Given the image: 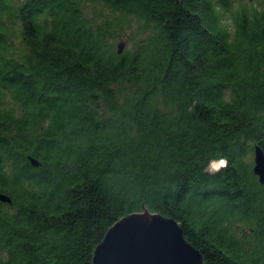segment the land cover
<instances>
[{
  "label": "trees",
  "instance_id": "obj_1",
  "mask_svg": "<svg viewBox=\"0 0 264 264\" xmlns=\"http://www.w3.org/2000/svg\"><path fill=\"white\" fill-rule=\"evenodd\" d=\"M255 143L264 0H0V264H93L145 208L204 264H264Z\"/></svg>",
  "mask_w": 264,
  "mask_h": 264
},
{
  "label": "water",
  "instance_id": "obj_2",
  "mask_svg": "<svg viewBox=\"0 0 264 264\" xmlns=\"http://www.w3.org/2000/svg\"><path fill=\"white\" fill-rule=\"evenodd\" d=\"M117 47L121 54L125 40ZM30 159L40 166L37 158ZM253 170L264 185V149L259 143L254 144ZM0 201L11 204L12 198L0 192ZM93 264H204V256L186 239L176 219L145 208L122 217L108 229L95 248Z\"/></svg>",
  "mask_w": 264,
  "mask_h": 264
},
{
  "label": "rangeland",
  "instance_id": "obj_3",
  "mask_svg": "<svg viewBox=\"0 0 264 264\" xmlns=\"http://www.w3.org/2000/svg\"><path fill=\"white\" fill-rule=\"evenodd\" d=\"M248 1H250V0H241V2H244V3H245V2H248ZM251 1H254V0H251ZM131 33H132L131 28L127 27V28L123 31V35H122L121 37H119L117 41L123 39V40H125V42H126V47H128V48L132 47L133 42H132V40H131ZM250 159L253 160V159H254V155H251V156H250ZM219 162H220V161H214V162H211V165H210V168H209V169H210L211 171H215V169H217L218 166L221 165V163L218 164Z\"/></svg>",
  "mask_w": 264,
  "mask_h": 264
},
{
  "label": "built area",
  "instance_id": "obj_4",
  "mask_svg": "<svg viewBox=\"0 0 264 264\" xmlns=\"http://www.w3.org/2000/svg\"><path fill=\"white\" fill-rule=\"evenodd\" d=\"M220 163H221V165H219L218 168L225 165V161L224 160H221L218 164H220Z\"/></svg>",
  "mask_w": 264,
  "mask_h": 264
}]
</instances>
